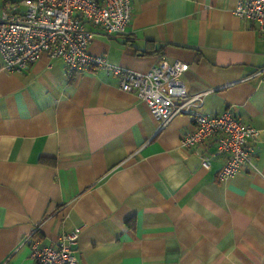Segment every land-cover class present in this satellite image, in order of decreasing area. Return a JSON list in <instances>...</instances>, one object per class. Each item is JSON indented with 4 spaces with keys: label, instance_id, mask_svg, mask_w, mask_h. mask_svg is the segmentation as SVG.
I'll return each instance as SVG.
<instances>
[{
    "label": "crops",
    "instance_id": "1",
    "mask_svg": "<svg viewBox=\"0 0 264 264\" xmlns=\"http://www.w3.org/2000/svg\"><path fill=\"white\" fill-rule=\"evenodd\" d=\"M243 0H131L123 35L95 34L91 53L146 72L181 60L190 94L258 129L257 170L217 177L147 103L104 69L70 75L43 56L23 71L0 55V264H32L27 238L73 245L78 264H264V41ZM3 0H0V7Z\"/></svg>",
    "mask_w": 264,
    "mask_h": 264
},
{
    "label": "built area",
    "instance_id": "2",
    "mask_svg": "<svg viewBox=\"0 0 264 264\" xmlns=\"http://www.w3.org/2000/svg\"><path fill=\"white\" fill-rule=\"evenodd\" d=\"M235 12L239 17L256 20L264 41V0H243ZM131 18V0H3L0 55L4 68L23 71L46 56L62 60L70 75L104 69L119 78L121 89L135 93L147 103L161 129L177 115L190 116L194 126L184 134L181 144L194 148L207 168L213 156L222 155L219 180H226L246 167L257 170L253 143L258 129L230 109L206 112L202 94H190L184 83L185 62L163 58L156 66L141 72L90 52L95 31L88 24L108 35H123ZM81 231L82 227H75L58 243L43 244L39 238H27L32 264H78L73 245Z\"/></svg>",
    "mask_w": 264,
    "mask_h": 264
}]
</instances>
